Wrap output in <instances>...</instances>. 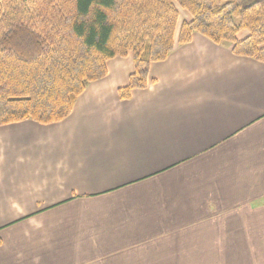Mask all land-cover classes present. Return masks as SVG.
Segmentation results:
<instances>
[{
	"label": "crops",
	"instance_id": "0c3cea01",
	"mask_svg": "<svg viewBox=\"0 0 264 264\" xmlns=\"http://www.w3.org/2000/svg\"><path fill=\"white\" fill-rule=\"evenodd\" d=\"M107 70L0 126V264H264V62L194 33L129 99L133 55Z\"/></svg>",
	"mask_w": 264,
	"mask_h": 264
},
{
	"label": "trees",
	"instance_id": "16d2710c",
	"mask_svg": "<svg viewBox=\"0 0 264 264\" xmlns=\"http://www.w3.org/2000/svg\"><path fill=\"white\" fill-rule=\"evenodd\" d=\"M176 3L192 16L178 39ZM194 33L264 62V0H0V126L64 120L108 60L131 53L135 70L119 90L129 99Z\"/></svg>",
	"mask_w": 264,
	"mask_h": 264
},
{
	"label": "rangeland",
	"instance_id": "374dc122",
	"mask_svg": "<svg viewBox=\"0 0 264 264\" xmlns=\"http://www.w3.org/2000/svg\"><path fill=\"white\" fill-rule=\"evenodd\" d=\"M176 6H177L178 10L180 11V18H179V22L180 23L181 22L183 23L184 21H191L192 20V16H191V14L187 10L182 9L179 6V4H177V3H176ZM179 22H178V24H179ZM180 28H181V26H180ZM180 28H179V31H180ZM177 34H179L178 33V30H177Z\"/></svg>",
	"mask_w": 264,
	"mask_h": 264
}]
</instances>
